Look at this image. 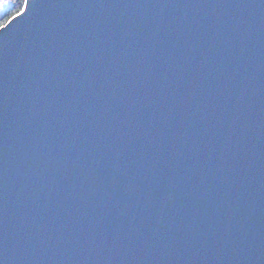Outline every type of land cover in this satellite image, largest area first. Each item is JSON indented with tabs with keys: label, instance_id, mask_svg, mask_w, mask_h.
Instances as JSON below:
<instances>
[{
	"label": "water",
	"instance_id": "1",
	"mask_svg": "<svg viewBox=\"0 0 264 264\" xmlns=\"http://www.w3.org/2000/svg\"><path fill=\"white\" fill-rule=\"evenodd\" d=\"M4 264H264V0H32L0 34Z\"/></svg>",
	"mask_w": 264,
	"mask_h": 264
},
{
	"label": "snow or ice",
	"instance_id": "2",
	"mask_svg": "<svg viewBox=\"0 0 264 264\" xmlns=\"http://www.w3.org/2000/svg\"><path fill=\"white\" fill-rule=\"evenodd\" d=\"M9 4H15V7L0 18V34L11 29L16 21L27 15L32 6V0H0V12H3ZM0 264H4V261L0 260Z\"/></svg>",
	"mask_w": 264,
	"mask_h": 264
},
{
	"label": "trees",
	"instance_id": "3",
	"mask_svg": "<svg viewBox=\"0 0 264 264\" xmlns=\"http://www.w3.org/2000/svg\"><path fill=\"white\" fill-rule=\"evenodd\" d=\"M13 7H15V4H9L8 7L3 10V12H0V18L10 12Z\"/></svg>",
	"mask_w": 264,
	"mask_h": 264
}]
</instances>
